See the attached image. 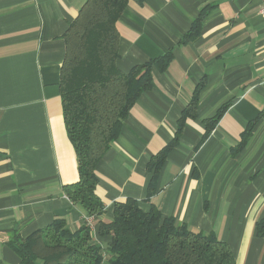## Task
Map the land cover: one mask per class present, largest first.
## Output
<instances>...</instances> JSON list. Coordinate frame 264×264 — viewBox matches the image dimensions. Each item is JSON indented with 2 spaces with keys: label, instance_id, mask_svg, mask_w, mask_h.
I'll use <instances>...</instances> for the list:
<instances>
[{
  "label": "crops",
  "instance_id": "0c3cea01",
  "mask_svg": "<svg viewBox=\"0 0 264 264\" xmlns=\"http://www.w3.org/2000/svg\"><path fill=\"white\" fill-rule=\"evenodd\" d=\"M87 0H0V264H17L8 245L56 219L76 231L86 219L62 187L78 180L59 96L63 34ZM259 0H130L116 22L117 68L170 53L152 68V86L122 123L96 167V196L110 222L115 203L155 207L189 230L228 244L235 264H264V19ZM203 12L199 34L181 44ZM203 83L195 115L157 177L147 164L175 137ZM228 104L206 134V120ZM252 125L249 127V125Z\"/></svg>",
  "mask_w": 264,
  "mask_h": 264
},
{
  "label": "trees",
  "instance_id": "16d2710c",
  "mask_svg": "<svg viewBox=\"0 0 264 264\" xmlns=\"http://www.w3.org/2000/svg\"><path fill=\"white\" fill-rule=\"evenodd\" d=\"M130 0H87L63 34L65 53L60 69L59 96L66 136L73 148L77 182L62 187L66 198L79 205L86 218L97 219L104 206L95 194L98 162L118 138L122 123L139 96L152 86V68L166 69L170 53L134 66L122 73L116 22ZM201 12L180 43L200 32ZM200 83L178 121L174 139L147 164L152 173L151 194L157 177L177 144L186 118L195 115ZM228 104L206 120V134L221 118ZM252 125L250 124L249 127ZM97 234L108 238L105 246L95 243L84 222L71 231L56 219L25 239L12 237L7 243L17 264H235L227 243L213 234L188 229L171 217H162L151 207L142 211L132 200L113 205L112 220L98 222ZM256 234L264 236V217L256 223Z\"/></svg>",
  "mask_w": 264,
  "mask_h": 264
},
{
  "label": "built area",
  "instance_id": "2783aa9c",
  "mask_svg": "<svg viewBox=\"0 0 264 264\" xmlns=\"http://www.w3.org/2000/svg\"><path fill=\"white\" fill-rule=\"evenodd\" d=\"M259 1H260L259 13H260V16L264 19V0H259ZM91 220L92 218H86L84 221L86 225L89 227L90 231H92Z\"/></svg>",
  "mask_w": 264,
  "mask_h": 264
}]
</instances>
